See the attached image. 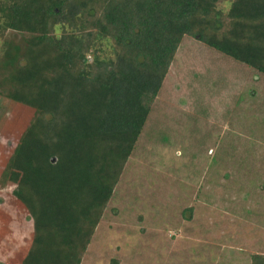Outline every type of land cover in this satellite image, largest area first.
Segmentation results:
<instances>
[{"label": "trees", "instance_id": "obj_1", "mask_svg": "<svg viewBox=\"0 0 264 264\" xmlns=\"http://www.w3.org/2000/svg\"><path fill=\"white\" fill-rule=\"evenodd\" d=\"M186 39L264 78V0H0V100L14 107L0 111L8 130L21 126L0 189L13 187L34 231L21 264H85L104 239L102 220L141 140L171 146L156 103ZM261 91L240 98L236 125L250 116L264 127L251 103ZM183 132L175 140L184 145ZM232 140L204 134L208 167L240 156ZM194 211L178 215L192 221ZM172 217L165 240L186 231ZM248 256L264 264V249Z\"/></svg>", "mask_w": 264, "mask_h": 264}, {"label": "rangeland", "instance_id": "obj_2", "mask_svg": "<svg viewBox=\"0 0 264 264\" xmlns=\"http://www.w3.org/2000/svg\"><path fill=\"white\" fill-rule=\"evenodd\" d=\"M255 77L259 79L196 40L183 42L156 103V117L171 146L148 137L141 140L102 220L104 239L92 244L85 264H248L253 247L264 249V127L250 116L246 128L234 122L240 113L236 105L243 109L240 98L250 89L264 91V78ZM262 91L260 101L251 98V103L260 104L258 119H264ZM0 104L13 111L7 101ZM10 113L0 111V171L21 129L8 130ZM189 130L184 145V140H175L176 134ZM207 133H219L225 144L233 139V146L242 148L240 156L249 150L245 166L236 154L233 160L208 167L200 148ZM11 189H0V264H20L34 232ZM192 206V221L179 217ZM173 215L186 231L172 229L165 240L164 226Z\"/></svg>", "mask_w": 264, "mask_h": 264}, {"label": "crops", "instance_id": "obj_3", "mask_svg": "<svg viewBox=\"0 0 264 264\" xmlns=\"http://www.w3.org/2000/svg\"><path fill=\"white\" fill-rule=\"evenodd\" d=\"M26 255H27V254H26ZM26 255H25V256H26ZM25 256H24V257H25ZM21 263H22V260H21ZM21 263H20V264H21ZM3 264H4V263H3Z\"/></svg>", "mask_w": 264, "mask_h": 264}]
</instances>
